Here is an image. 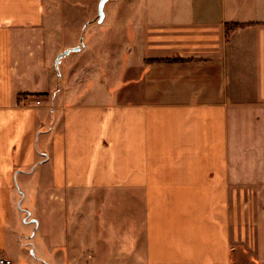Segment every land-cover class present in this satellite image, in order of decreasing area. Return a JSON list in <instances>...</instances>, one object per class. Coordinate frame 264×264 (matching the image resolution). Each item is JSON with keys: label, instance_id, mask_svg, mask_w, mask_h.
Segmentation results:
<instances>
[{"label": "crops", "instance_id": "1", "mask_svg": "<svg viewBox=\"0 0 264 264\" xmlns=\"http://www.w3.org/2000/svg\"><path fill=\"white\" fill-rule=\"evenodd\" d=\"M63 8L0 0V258L264 264V0H149L115 80Z\"/></svg>", "mask_w": 264, "mask_h": 264}, {"label": "rangeland", "instance_id": "2", "mask_svg": "<svg viewBox=\"0 0 264 264\" xmlns=\"http://www.w3.org/2000/svg\"><path fill=\"white\" fill-rule=\"evenodd\" d=\"M98 1L99 0H64L65 8H63V16H65V20L67 21L66 34L62 37V40L58 38L52 40L53 53L71 44L72 42H70L69 39L76 38L77 43L88 45L91 51H93L91 53L88 51L79 55H77L75 51H71L68 54L76 56L69 67L70 70H73L72 73L75 75L74 77L83 79L86 76L89 68L93 65L90 64L88 60L86 61V58L90 57L91 59V56H94V51L97 49L96 66L102 71H104V67H106V69L109 67L110 72H108V74H110L112 80H115V77L119 74L118 69L121 61V51L124 52L135 47L136 41L133 36L129 35V30L133 27H130L132 23L130 21H135L138 18V14L146 9V2L149 0H106L102 8L103 19L101 22L97 21ZM59 20V13L57 12L51 18V23L54 24ZM124 23L126 24V28ZM94 37L98 39L95 40ZM99 38L101 39L99 40ZM62 63L64 64V61H62ZM59 70L58 63L55 74L59 73ZM17 206L19 210L24 213L22 218L24 229L22 230L20 226V231H24L21 232L23 246L27 248L28 253L32 251V253H30L31 257H36L31 246V241L28 240V237H30L29 235L33 233L31 230L32 225L29 223L31 220L29 215L32 208L29 202H26V199L21 200V196H19ZM25 218H27L26 221Z\"/></svg>", "mask_w": 264, "mask_h": 264}, {"label": "water", "instance_id": "3", "mask_svg": "<svg viewBox=\"0 0 264 264\" xmlns=\"http://www.w3.org/2000/svg\"><path fill=\"white\" fill-rule=\"evenodd\" d=\"M106 2V0H99L97 3V21L101 22L103 19V5ZM80 46H75V47H70V48H66L64 49L62 52L58 53V55L55 58V63H54V67L57 70V64L58 61L63 57L68 55L71 51H77L79 50Z\"/></svg>", "mask_w": 264, "mask_h": 264}, {"label": "built area", "instance_id": "4", "mask_svg": "<svg viewBox=\"0 0 264 264\" xmlns=\"http://www.w3.org/2000/svg\"><path fill=\"white\" fill-rule=\"evenodd\" d=\"M38 103V101H37ZM0 264H10L8 260L4 259V258H0Z\"/></svg>", "mask_w": 264, "mask_h": 264}]
</instances>
